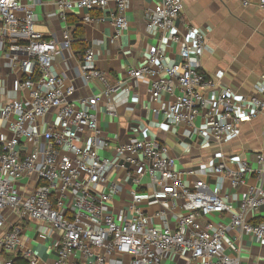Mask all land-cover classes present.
<instances>
[{"label": "built area", "instance_id": "built-area-1", "mask_svg": "<svg viewBox=\"0 0 264 264\" xmlns=\"http://www.w3.org/2000/svg\"><path fill=\"white\" fill-rule=\"evenodd\" d=\"M34 1L0 0V41L23 74L20 88L28 90L27 97L0 108V120L11 132L0 150V264H42L25 240L26 220L47 223L59 234L56 258L48 264H110V256L120 264H162L169 255L200 264H244L228 252L230 247L238 251L229 231L239 228L264 246V220L247 218L250 211L264 209V150L253 161L222 159L177 170L170 147L143 129L140 138L102 155L98 148L111 145L102 136L98 111L104 101L117 115L118 87L129 90L130 80L146 77L151 100L170 97L164 106L152 107L165 115L168 130L183 138L196 136L199 147L207 148L223 145L264 112V85L262 93L248 97L218 87L199 66L207 35L182 19L184 0H153L148 26L166 34L180 59L168 60L165 49L152 47L145 62L111 84L96 63L95 49L88 47L83 77L100 80L104 90L75 100V82L54 68L59 48L72 46L71 27L61 41L44 37L35 29ZM131 1L57 0V6L66 19L76 8L105 10L113 4L110 22L119 35L128 27ZM241 1L247 6L252 0ZM253 2L264 8V0ZM105 20L83 17L85 23ZM203 175L216 177L215 190ZM247 175L257 183H249ZM28 177L35 179L31 188L22 184ZM226 186L237 191L223 192ZM216 214L227 215L229 222H205Z\"/></svg>", "mask_w": 264, "mask_h": 264}, {"label": "crops", "instance_id": "crops-1", "mask_svg": "<svg viewBox=\"0 0 264 264\" xmlns=\"http://www.w3.org/2000/svg\"><path fill=\"white\" fill-rule=\"evenodd\" d=\"M153 6V0H132L126 12L128 27L119 35L110 22L114 13V5L108 9L76 8L64 19L57 6V0H35V29L46 38L63 39V32L70 24H82L85 28V45L83 48L73 39L71 48L60 47L54 60V68L73 80L76 84L75 100L81 97H91L104 90L100 80L87 81L83 77L82 57L88 47L96 51V63L103 69L109 83L116 84L126 76L128 70L145 62L148 50L152 47L165 49L168 60H179L178 49L167 41L166 34L148 26L147 12ZM105 17V21L87 22L83 17ZM182 19L206 31L208 49L199 60V66L209 77L217 80L218 87L230 88L237 96H251L262 93L264 85V8L251 1L243 5L241 0H184ZM115 37V38H114ZM4 44L0 41V108L6 101L27 97L28 90L20 88L23 77L20 68L13 66ZM129 90L118 87L113 100L116 104L117 115L110 114L105 102L99 104V124L103 138L111 147L98 148L102 155H109L112 148L140 138L141 130L148 129L157 135L171 149L176 157L175 169L182 170L193 166H206L220 160L245 159L253 161L255 153L264 150V112L251 121L241 125L238 134L223 145L212 144L201 148L196 136L183 138L168 130L163 113H154L152 107H162L169 100L168 95L163 99L151 100L147 95L148 80L146 77L129 81ZM128 107H134L129 110ZM160 123V125H158ZM0 131V150L2 141L11 136L7 124ZM140 128V130L138 129ZM179 129H187L181 126ZM234 166V165H233ZM36 178V177H35ZM186 180L191 179L185 176ZM215 190V176L202 177ZM247 181L256 184L253 176L247 175ZM22 184L31 188L35 179H22ZM237 190L226 186L223 192L234 193ZM240 193V192H238ZM242 197L239 194V198ZM238 206V201L234 202ZM248 219L264 220V209L259 213L250 211ZM205 222H229L225 214L211 215ZM27 229L25 240L41 257L42 264H48L56 258L54 242L59 235L47 223L26 220L23 222ZM229 237L238 248H229L232 255L238 254L244 264H264V246L239 228L229 231ZM17 262L22 263V260ZM110 264H120L119 258L109 257ZM162 264H200V261L190 257L173 259L167 256Z\"/></svg>", "mask_w": 264, "mask_h": 264}, {"label": "trees", "instance_id": "trees-1", "mask_svg": "<svg viewBox=\"0 0 264 264\" xmlns=\"http://www.w3.org/2000/svg\"><path fill=\"white\" fill-rule=\"evenodd\" d=\"M71 30H72V35L73 38L76 39L78 42L77 44H80L83 50H85L84 45H85V28L82 24H75V27L72 28V25L70 24ZM259 221H262L259 220ZM258 222V221H257ZM15 262L21 260V258H14Z\"/></svg>", "mask_w": 264, "mask_h": 264}]
</instances>
